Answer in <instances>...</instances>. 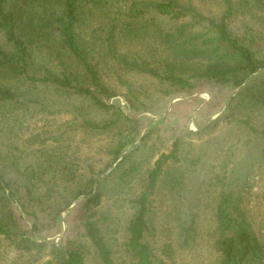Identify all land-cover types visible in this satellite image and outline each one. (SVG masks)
I'll list each match as a JSON object with an SVG mask.
<instances>
[{"label":"rangeland","instance_id":"obj_1","mask_svg":"<svg viewBox=\"0 0 264 264\" xmlns=\"http://www.w3.org/2000/svg\"><path fill=\"white\" fill-rule=\"evenodd\" d=\"M151 1L80 0L81 46L103 81L117 92L111 102L136 122L91 129L85 120L103 124L113 119L112 113L57 86L3 82L19 94V101L0 102V168L21 201L13 208L23 230L48 248L39 255L20 254L0 241V264H44L53 244L86 242L80 214L84 198L72 199L89 177L100 179L104 198L98 219L116 264H133L126 250L135 212L132 201L144 190L157 159L170 153L176 142L179 160L166 165L150 205L146 242L155 257L169 264H220L216 213L225 192L236 195L264 244V109L254 106L244 90L264 81V70L238 89L190 79L194 88L182 90L122 68L108 49L115 23V53L156 67L172 55L168 41L189 47L193 35L207 32L194 15L172 20L144 9ZM179 1L215 19L225 11L221 0ZM233 4L231 33L264 61V0ZM182 25H187L184 37L178 33ZM57 48L50 42L35 51L37 76L43 67L59 74L74 65ZM179 64L180 73L190 78V65ZM131 138V146L113 164L119 141ZM192 221L195 239L182 248L183 227ZM168 244L175 250L172 261L163 253ZM87 264H99L92 250Z\"/></svg>","mask_w":264,"mask_h":264},{"label":"trees","instance_id":"obj_2","mask_svg":"<svg viewBox=\"0 0 264 264\" xmlns=\"http://www.w3.org/2000/svg\"><path fill=\"white\" fill-rule=\"evenodd\" d=\"M221 1L225 11L220 19L204 16L193 6H186L179 0H155L144 4V9L149 12H155L172 20L194 15L208 28L206 33L193 35L189 47L178 43L175 39L168 41L172 55L164 58L161 61L162 65L158 67L149 61L130 59L115 53L116 23L107 39L109 52L122 68L156 77L182 90L193 89L195 85L191 80L194 79L233 89L242 88L254 75L264 70V61L257 56L252 47L241 42L231 33L229 22L235 12L233 0ZM81 8L80 0H0V102L19 101V94L3 82L27 80L71 91L74 95L90 100L94 106L113 115L111 121L103 124L85 120L83 122L85 127L107 130L125 123L136 122L125 114L121 107L111 102L118 96L117 92L110 89L103 81L97 66L89 61L87 53L81 46L78 35ZM186 26L182 25L178 29L180 37H184ZM50 42L56 43L59 48L57 50L67 54L74 65L59 74L43 67V73L37 76L34 69L35 51L44 43L47 45ZM179 62L190 65L193 70L190 78L180 73L182 65ZM121 81L124 83L122 79ZM246 88L249 101L254 106L264 109V81L247 85L244 90ZM129 89V93L132 94L128 85ZM131 141L132 138L119 141L118 146L113 150V164L122 158V153L131 146ZM178 154L179 143L176 142L170 153L163 154L157 159L148 174L144 190L132 201L135 212L127 228L126 250L133 264H169L166 260L155 257L151 246L146 242V235L149 231L152 197L166 165L172 161L177 162ZM99 184L100 179L89 177L87 184L76 192L72 199L74 203L84 198L80 214L86 242L60 246L53 244L49 249L50 257L44 264H87L90 250L95 254L99 264H116L114 251L98 219L104 198ZM20 202L12 181L0 168V241L20 254H43L48 244L29 237L15 216L13 206ZM245 213L234 193L225 192L221 195L216 213L220 232L216 249L221 254L220 264H264V244ZM34 229H37L35 225ZM194 234L195 225L192 221L183 227L182 248L192 245ZM163 253L172 261L175 250L168 244Z\"/></svg>","mask_w":264,"mask_h":264}]
</instances>
